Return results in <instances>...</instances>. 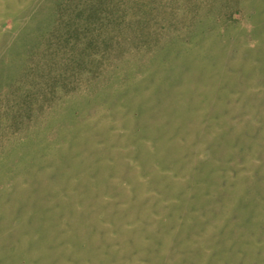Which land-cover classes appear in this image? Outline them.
Segmentation results:
<instances>
[{"label": "rangeland", "instance_id": "rangeland-1", "mask_svg": "<svg viewBox=\"0 0 264 264\" xmlns=\"http://www.w3.org/2000/svg\"><path fill=\"white\" fill-rule=\"evenodd\" d=\"M0 264H264V0H0Z\"/></svg>", "mask_w": 264, "mask_h": 264}]
</instances>
